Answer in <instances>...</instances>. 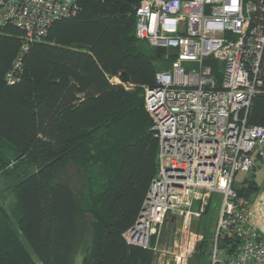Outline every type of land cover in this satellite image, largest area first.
Masks as SVG:
<instances>
[{"label": "trees", "instance_id": "1", "mask_svg": "<svg viewBox=\"0 0 264 264\" xmlns=\"http://www.w3.org/2000/svg\"><path fill=\"white\" fill-rule=\"evenodd\" d=\"M140 1L76 0V14L54 21L22 55L23 32L0 30V172L31 166L22 178H8L0 196V264H74L80 250V264L155 263L151 250L129 245L123 233L157 173L144 89L174 58H157L135 36ZM204 65L219 87L222 62L208 57ZM121 72L129 83L114 81ZM246 123L264 126V94L252 99ZM262 159L233 183L238 196L252 201L260 191Z\"/></svg>", "mask_w": 264, "mask_h": 264}, {"label": "built area", "instance_id": "2", "mask_svg": "<svg viewBox=\"0 0 264 264\" xmlns=\"http://www.w3.org/2000/svg\"><path fill=\"white\" fill-rule=\"evenodd\" d=\"M77 10L76 0H0V30L13 25L23 32L22 55L54 21ZM135 14V36L153 50L165 48L163 58L171 50L176 55L169 69L156 72L155 86L144 89L157 173L125 241L159 251L165 221L180 220L189 232L217 193L209 264H264V233L250 222L252 203L232 186L237 173L264 156V126L246 123L252 99L264 94V0H141ZM208 57L223 64L219 87L204 65ZM193 247L188 241L174 262L186 263Z\"/></svg>", "mask_w": 264, "mask_h": 264}, {"label": "rangeland", "instance_id": "3", "mask_svg": "<svg viewBox=\"0 0 264 264\" xmlns=\"http://www.w3.org/2000/svg\"><path fill=\"white\" fill-rule=\"evenodd\" d=\"M257 164L259 165V167L256 169L255 174L257 182L260 183L264 179V156L263 160H259ZM12 165H10V167L8 168H13ZM29 171H31V166L24 163L20 164L17 168H13V173L11 175L8 174L7 171L0 172V196L3 192H5V189L11 183L8 178H10L14 174V179L18 180L25 174L29 173ZM246 175V173L242 172L237 173L234 181L235 185L239 184ZM75 184H78L77 180L75 181ZM220 205L221 195L213 193L207 214L200 218L194 219L189 230L190 234L189 232H187V230H183L180 220H174L172 223L164 225L162 227L163 232L161 233L162 240L158 245L159 251L155 253L151 251L155 256L154 264H180L181 262H174V256L179 254L184 250L185 247H187L188 241L194 243V247L186 257L187 262L185 263L183 261V263L181 264H205L201 252L204 245L208 242H205L204 240H207V237H209L208 239L210 240L212 226L215 222V218L219 211ZM3 207L6 208V205L3 204ZM260 208L264 211V203L262 202V200H259L256 203V209L258 210ZM205 249L207 251V248ZM82 251L83 250H80L76 255L74 264H80ZM37 263L39 264L38 261Z\"/></svg>", "mask_w": 264, "mask_h": 264}, {"label": "crops", "instance_id": "4", "mask_svg": "<svg viewBox=\"0 0 264 264\" xmlns=\"http://www.w3.org/2000/svg\"><path fill=\"white\" fill-rule=\"evenodd\" d=\"M258 167H259V165H258ZM259 186H260V191L255 195L254 199L252 201H250L252 203L250 222L258 230H260L261 232L264 233V211L261 208L258 210L256 209L257 201L262 200V202L264 203V179L259 183Z\"/></svg>", "mask_w": 264, "mask_h": 264}, {"label": "water", "instance_id": "5", "mask_svg": "<svg viewBox=\"0 0 264 264\" xmlns=\"http://www.w3.org/2000/svg\"><path fill=\"white\" fill-rule=\"evenodd\" d=\"M154 52L157 58H161L162 55L166 53V50L165 48H156ZM168 55L171 57H174L176 55V50L169 51ZM117 79L120 83H123V84L130 82V78L126 72H121L119 76L117 77Z\"/></svg>", "mask_w": 264, "mask_h": 264}]
</instances>
